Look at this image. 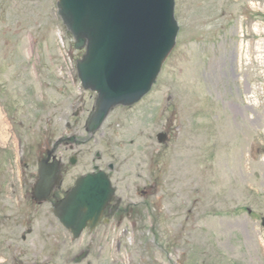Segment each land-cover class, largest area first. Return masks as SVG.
<instances>
[{
  "label": "rangeland",
  "instance_id": "374dc122",
  "mask_svg": "<svg viewBox=\"0 0 264 264\" xmlns=\"http://www.w3.org/2000/svg\"><path fill=\"white\" fill-rule=\"evenodd\" d=\"M56 2L0 0V160L10 154L17 162L21 143L34 160L66 134L64 122L71 120L84 159L100 152L105 163L121 166L126 157L147 155L155 171L154 228L136 227L139 238L122 246L115 239L121 230L101 228L97 234L110 235L105 264H119L126 246L134 261L146 264H264V0H176L177 45L152 92L114 110L95 136L86 131L95 95L82 89L76 69L83 52ZM164 130L171 141L161 145L157 134ZM13 170L7 164L1 170L7 195L18 175ZM3 204L2 226L11 227L14 207L41 232L27 243L12 239L9 248L19 252L11 260L0 239V264L46 262V254L55 255V240L66 241L59 251L71 254L64 229L49 237L50 211ZM86 236L75 250L87 244ZM50 264L61 263L54 257Z\"/></svg>",
  "mask_w": 264,
  "mask_h": 264
},
{
  "label": "water",
  "instance_id": "95a60500",
  "mask_svg": "<svg viewBox=\"0 0 264 264\" xmlns=\"http://www.w3.org/2000/svg\"><path fill=\"white\" fill-rule=\"evenodd\" d=\"M59 9L77 39L76 47L88 42L78 70L84 87L99 95L89 122L95 132L113 107L138 102L156 82L179 31L174 0H59ZM86 183L78 185L56 212L78 235L88 221L98 219L107 202L105 194L111 193L108 184L98 189Z\"/></svg>",
  "mask_w": 264,
  "mask_h": 264
},
{
  "label": "flooded vegetation",
  "instance_id": "af4514ba",
  "mask_svg": "<svg viewBox=\"0 0 264 264\" xmlns=\"http://www.w3.org/2000/svg\"><path fill=\"white\" fill-rule=\"evenodd\" d=\"M59 149V143H58V147H54L52 149L53 151V155L52 158H55V156H57V158L59 159V164L63 166V171H64V181L62 183V185L58 188L57 192L53 195V198L51 199V202H57L59 200L60 196H63L67 190L70 188L71 182L68 181L67 177L69 175V173L71 171H73L74 169H76L77 167L81 166L83 169H85L84 174H89L92 171H99L104 170L103 166H100L98 164H96L95 162H88L85 161L84 159H81L80 156L78 157V159L76 160V165L73 166L72 165V159L63 155V154H57ZM101 160V158L99 159ZM24 166L26 167L24 171H21V177L19 180H16L13 183L14 187H21L22 189L25 190V193H27L26 195H28L30 198V200H28V202L31 204L33 203V195L32 193V189L34 186V183L36 181V174L35 172L32 173V175H30L28 173L29 168L34 169L35 168V163H28L27 161L24 162ZM111 169V178L113 179V171L115 172V168H109ZM33 171H30V173ZM20 182V184H19ZM114 185L117 188V192L119 189H121V197H119L116 202H113L111 207H110V212H112V219L113 221H121L125 218V216H129L131 218H134V216H139V214H135V209H139L140 205L138 202L135 201V196H134V191H133V184L134 181L130 180L128 177H119L117 180H113ZM153 189L154 187L152 186V182L150 181V177L148 178L147 181H145V190H143L141 192L142 198L144 199V203L149 200L152 195H153ZM139 193V186H137V191L136 194ZM27 203L25 202V205ZM117 217H119V219H117ZM22 228H26L27 227V221H22L19 225ZM16 226H12L11 225V231L10 234L7 238L10 239H16L18 238V235L16 234L15 231ZM31 230V229H30ZM27 232V229H26ZM33 230H32V234H33ZM20 239L22 240H26V235H21ZM87 264H92V262H88Z\"/></svg>",
  "mask_w": 264,
  "mask_h": 264
}]
</instances>
